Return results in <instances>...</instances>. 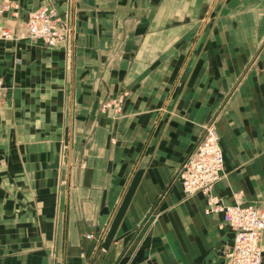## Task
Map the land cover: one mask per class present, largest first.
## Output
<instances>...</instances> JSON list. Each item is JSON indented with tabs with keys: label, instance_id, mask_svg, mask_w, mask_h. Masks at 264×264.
Segmentation results:
<instances>
[{
	"label": "crops",
	"instance_id": "crops-1",
	"mask_svg": "<svg viewBox=\"0 0 264 264\" xmlns=\"http://www.w3.org/2000/svg\"><path fill=\"white\" fill-rule=\"evenodd\" d=\"M7 1L69 30L0 40V264H227L177 171L213 123L211 194L264 211V0Z\"/></svg>",
	"mask_w": 264,
	"mask_h": 264
},
{
	"label": "built area",
	"instance_id": "built-area-1",
	"mask_svg": "<svg viewBox=\"0 0 264 264\" xmlns=\"http://www.w3.org/2000/svg\"><path fill=\"white\" fill-rule=\"evenodd\" d=\"M10 10H14L16 15L15 5L7 0H0V23L1 16ZM68 30V25L60 20L54 8L42 6L29 12L27 19L18 28L0 24V40H41L46 47L54 48L66 41ZM4 93L5 87L0 79V108ZM202 136L191 155L177 171L183 192L186 195L201 193L207 198L206 213L223 215V223L232 231L234 237L231 247L227 250V264H261L264 211L251 204H222L211 194L212 187L219 181L224 167L223 150L213 123L205 125Z\"/></svg>",
	"mask_w": 264,
	"mask_h": 264
},
{
	"label": "rangeland",
	"instance_id": "rangeland-1",
	"mask_svg": "<svg viewBox=\"0 0 264 264\" xmlns=\"http://www.w3.org/2000/svg\"><path fill=\"white\" fill-rule=\"evenodd\" d=\"M43 6H46V5H43ZM42 7V6H41Z\"/></svg>",
	"mask_w": 264,
	"mask_h": 264
}]
</instances>
